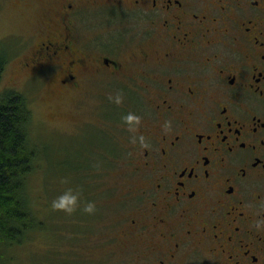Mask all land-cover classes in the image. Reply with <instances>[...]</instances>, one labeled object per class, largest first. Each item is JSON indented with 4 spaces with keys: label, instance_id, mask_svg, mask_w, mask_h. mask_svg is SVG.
I'll list each match as a JSON object with an SVG mask.
<instances>
[{
    "label": "flooded vegetation",
    "instance_id": "1",
    "mask_svg": "<svg viewBox=\"0 0 264 264\" xmlns=\"http://www.w3.org/2000/svg\"><path fill=\"white\" fill-rule=\"evenodd\" d=\"M36 24L20 69L133 102L116 145L138 261L264 264V0H44Z\"/></svg>",
    "mask_w": 264,
    "mask_h": 264
},
{
    "label": "rangeland",
    "instance_id": "2",
    "mask_svg": "<svg viewBox=\"0 0 264 264\" xmlns=\"http://www.w3.org/2000/svg\"><path fill=\"white\" fill-rule=\"evenodd\" d=\"M43 5L44 0H0V41L8 46L0 92L13 90L28 101L32 114L29 142L36 151L38 167L27 178V187L31 205L42 210L46 227L45 235L32 234L34 241H26L15 255L19 264H142L137 257L138 244L121 234L129 213L126 191L132 181L130 166L125 164L128 154L116 146L126 132L123 125L135 129L125 110L133 102L121 91H108V97L93 92V96L73 101L76 94H58L48 86L43 73L20 69L28 50V36L38 27ZM110 96L122 98L120 107L109 104ZM78 167L91 176L98 174L94 178L97 211L79 212L76 223L72 211L55 208L54 202L59 198L61 204L73 202V185L80 177L73 171ZM46 197L49 199L43 206ZM52 228L60 239H53ZM58 251L60 256L56 255Z\"/></svg>",
    "mask_w": 264,
    "mask_h": 264
},
{
    "label": "trees",
    "instance_id": "3",
    "mask_svg": "<svg viewBox=\"0 0 264 264\" xmlns=\"http://www.w3.org/2000/svg\"><path fill=\"white\" fill-rule=\"evenodd\" d=\"M5 44L0 41V80L8 60V46ZM31 130L32 114L26 97L13 90L0 92V264H19L14 251L22 248L26 241H34L32 234H46L42 210L31 205L27 187V178L38 167L36 151L29 142ZM80 168L73 171L74 174L80 173L78 181L73 185L72 197L76 199L72 210L77 216L76 223L79 222V212L85 213L89 202L93 204V209L87 212L95 214L97 211V206H94L97 199L94 194V178L98 174L91 176L88 171H81ZM48 199L45 198L43 206ZM50 234L54 240L60 239L53 228ZM52 250L54 248L49 253ZM56 255L60 256L61 253L58 251Z\"/></svg>",
    "mask_w": 264,
    "mask_h": 264
},
{
    "label": "clouds",
    "instance_id": "4",
    "mask_svg": "<svg viewBox=\"0 0 264 264\" xmlns=\"http://www.w3.org/2000/svg\"><path fill=\"white\" fill-rule=\"evenodd\" d=\"M121 99L122 98L120 96H117L116 102L119 103L121 101ZM128 119L131 120V119H138V118L129 116ZM75 202H76V199L73 198V202L68 203V204H61L60 198H59L58 202H54V207L61 208V209H64L65 211L71 212L73 210V208L75 207ZM92 209H93V204L91 202H89L86 206V210L91 211Z\"/></svg>",
    "mask_w": 264,
    "mask_h": 264
}]
</instances>
